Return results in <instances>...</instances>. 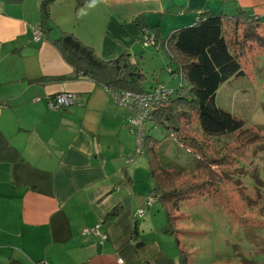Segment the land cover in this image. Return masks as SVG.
I'll return each instance as SVG.
<instances>
[{"label":"crops","instance_id":"crops-1","mask_svg":"<svg viewBox=\"0 0 264 264\" xmlns=\"http://www.w3.org/2000/svg\"><path fill=\"white\" fill-rule=\"evenodd\" d=\"M41 1L0 0V151L10 147L21 157L0 161V264H179L173 237L161 232L164 214L155 203L146 207L153 183L146 148L134 156L131 113L76 72L51 40L72 34L100 60L126 54L140 68L149 53L163 51L153 45L148 52L144 32L157 29L164 40L206 12L244 9L264 19V0H57L50 38L35 42L30 27L39 25ZM138 45L146 53L139 58ZM61 93L76 95L74 105L49 111V98ZM97 225L104 243L81 235Z\"/></svg>","mask_w":264,"mask_h":264},{"label":"trees","instance_id":"trees-1","mask_svg":"<svg viewBox=\"0 0 264 264\" xmlns=\"http://www.w3.org/2000/svg\"><path fill=\"white\" fill-rule=\"evenodd\" d=\"M56 1L42 0L39 7V26L47 39L54 29L50 8ZM91 1L77 0V5H85ZM136 23L141 30L142 23L139 20ZM263 24V18L251 11L238 9L232 15L211 12L200 14L191 26L175 30L164 40L160 39L157 29H152L154 46L159 45L165 51L175 68L173 72L181 76L182 85L174 89V94L160 109L153 111L151 124H159L158 127L166 130V135L174 142L177 141L180 147L189 139L184 131L189 121H195L204 137H228L229 141L238 145L237 150L257 143L261 138L259 132L244 128L241 119L216 106L215 97L224 83L244 76L240 63L251 48L264 49V37L260 33ZM51 43L76 72L88 76L96 84L136 94L146 93L156 86L145 90L146 76L131 63L126 54L111 62L102 61L93 49L82 44L72 34L64 32L54 37ZM148 139L150 141L152 138ZM191 140L202 149L199 150L200 157H196L189 169L190 172L197 173L192 180L180 178L186 177L187 171L167 168L159 162L153 146L158 141H150V144L146 142L145 151L149 177L153 182V189L149 193L156 196V202L158 200L165 213V226L161 232L173 237L178 249L179 264H189V253L178 239V225L183 219L180 213L181 200L203 189L218 186L223 182L222 174L220 172L216 175L210 169L222 168L231 163L225 147L214 153H207L205 145L196 139ZM0 161L18 162L21 157L9 147L0 151ZM119 210L120 208L113 209L106 220L115 218ZM136 234L134 229L133 241L140 248L142 242Z\"/></svg>","mask_w":264,"mask_h":264},{"label":"rangeland","instance_id":"rangeland-1","mask_svg":"<svg viewBox=\"0 0 264 264\" xmlns=\"http://www.w3.org/2000/svg\"><path fill=\"white\" fill-rule=\"evenodd\" d=\"M260 33L264 37V28ZM153 49L151 46L148 52ZM251 49L240 63L244 76L224 83L215 103L241 119L244 128L258 131L261 138L257 143L237 150L238 145L228 137L202 136L195 121L186 124L184 131L189 139L182 147L159 124H150L147 130L159 142L155 147L159 162L167 168L187 171L186 177H180L182 180H192L197 175L189 169L202 149L191 138L205 145L207 153L225 147L231 160L229 166L210 169L216 175L221 172L222 183L180 202L183 219L178 225V239L189 253V264H264V49ZM141 53L146 54L139 45L135 46L133 54L139 58ZM139 65L147 76L145 85L160 79L166 90H174L180 84L165 51L149 53ZM155 204L165 215L158 200Z\"/></svg>","mask_w":264,"mask_h":264},{"label":"built area","instance_id":"built-area-1","mask_svg":"<svg viewBox=\"0 0 264 264\" xmlns=\"http://www.w3.org/2000/svg\"><path fill=\"white\" fill-rule=\"evenodd\" d=\"M32 39L35 42L42 41L45 36L39 25L30 27ZM140 43L145 46L154 45V34H150L147 31L140 37ZM176 74V73H175ZM180 79V85H182L181 76L177 74ZM111 101L120 108H123L131 113L129 119V131L134 136L135 148L134 156L142 155L146 148V142L148 138V122L151 121L152 113L156 109H160L167 100L174 94V90H166L162 84H157L151 91L142 94H136L128 91H120L112 88H107ZM76 95L70 93H61L50 97L47 103V109L49 111L57 112L63 108L74 105ZM130 159H127L128 163ZM156 203V196L153 193H149L146 201V207H151ZM143 210H139V215L142 216ZM99 225L84 229L81 233L82 237L88 239L90 237H99L100 242L107 241V236L99 232ZM122 264V260L117 261Z\"/></svg>","mask_w":264,"mask_h":264}]
</instances>
